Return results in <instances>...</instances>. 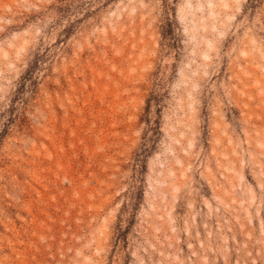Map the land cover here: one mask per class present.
Returning a JSON list of instances; mask_svg holds the SVG:
<instances>
[{
	"label": "rangeland",
	"instance_id": "1",
	"mask_svg": "<svg viewBox=\"0 0 264 264\" xmlns=\"http://www.w3.org/2000/svg\"><path fill=\"white\" fill-rule=\"evenodd\" d=\"M0 264H264V0H0Z\"/></svg>",
	"mask_w": 264,
	"mask_h": 264
}]
</instances>
